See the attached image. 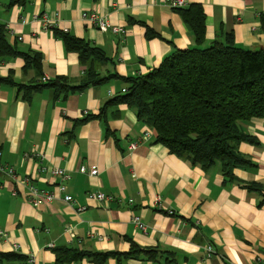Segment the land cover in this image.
I'll return each mask as SVG.
<instances>
[{"label":"crops","instance_id":"obj_1","mask_svg":"<svg viewBox=\"0 0 264 264\" xmlns=\"http://www.w3.org/2000/svg\"><path fill=\"white\" fill-rule=\"evenodd\" d=\"M185 2L186 8L203 6L204 46L232 34L238 47L264 49V0ZM11 3L0 0V28L18 52L41 55L42 73L26 68L22 56L0 57L1 78L29 86L64 77L71 86H80L91 71L103 80L57 98L44 87L29 100L24 90L0 83V163L47 191H54L61 179L38 169L65 170L71 177L67 193L74 198L67 203L57 193L52 203L34 207L27 201L28 189L0 172V228L8 234L6 240L0 239V254L25 257L0 264H56L53 250L61 246L127 253L136 244L162 252L158 262L111 258L106 264H251L264 256V206L259 207L258 192L242 187L251 183L264 187V118L241 124L256 143L242 142L239 152L254 166L235 169L238 181L227 182L219 165L205 171L157 144L154 130L128 106H110L97 117L109 101L123 94L128 87L125 79L151 72L176 50L195 47L181 16L159 0ZM85 14L105 18L127 33L101 32ZM44 16L56 30L102 50L108 61L82 65L79 54L67 51L54 30L45 27ZM149 31L157 35L149 38ZM82 165L96 166L99 174H80ZM97 192L134 203L102 205L88 198ZM157 197L160 208L154 204ZM170 210L174 215L168 214ZM135 217L146 231L137 228ZM207 246L214 250L211 258L206 257Z\"/></svg>","mask_w":264,"mask_h":264},{"label":"trees","instance_id":"obj_2","mask_svg":"<svg viewBox=\"0 0 264 264\" xmlns=\"http://www.w3.org/2000/svg\"><path fill=\"white\" fill-rule=\"evenodd\" d=\"M25 1L12 0L11 4ZM175 12L191 30L195 47L176 50L151 72L125 79L128 86L126 92L109 101L97 117L104 116L110 106L126 105L135 111L139 121L154 130L155 142L166 147L171 154L205 171L219 165L224 180L236 182L235 169L254 166L239 152V145L242 142L256 143L244 132L241 124L264 118V49L251 51L238 47L232 34H227L224 41L215 40L206 47L203 6L191 4L188 8L175 9ZM262 28L264 30V19ZM52 30L56 37L62 39L67 51L79 54L82 65L95 60L108 61L99 48L56 28ZM5 33V29L0 28V57L22 56L26 68L34 67L41 74V55L18 52L8 42ZM155 35L151 31L148 33L149 38ZM95 76L96 73L89 71L80 86H71L64 77L47 84L29 86L0 77V83L24 90L28 100L44 87H50L57 98L89 85H99L103 79H96ZM242 187L258 192L261 197L259 207L264 206V187L261 184L251 183ZM53 252L56 264L84 260L92 264H106L111 258L123 262L141 257L158 262L162 253L136 244H132L127 253L90 252L67 246L57 247ZM0 260L20 261L25 257L17 253H1Z\"/></svg>","mask_w":264,"mask_h":264},{"label":"built area","instance_id":"obj_3","mask_svg":"<svg viewBox=\"0 0 264 264\" xmlns=\"http://www.w3.org/2000/svg\"><path fill=\"white\" fill-rule=\"evenodd\" d=\"M159 1L170 6L173 10L186 7L185 0H159ZM83 17H85L86 19H89L95 25V27H97V29L100 30L101 32L111 31L116 34L120 33L122 35H126L127 33L125 29L112 26L111 23L105 18L95 16V15H88V14H85ZM43 23L45 27L49 30L52 28H55L51 25V22L47 20L46 16L43 17ZM42 81L46 82V78L44 77ZM125 92H126V89H123L122 93L124 94ZM85 114L88 115L87 112H85ZM151 134H152L151 132L145 133V135L148 137L151 136ZM136 147H137V143H133L131 145L132 150H134ZM0 157H1V152H0ZM78 171L80 174H83V175L97 176L99 174V170L96 166L88 167L86 165H82L79 167ZM0 172L6 173L9 177H11V179L17 186H23L28 189L27 201L34 207H39L43 203H52L54 200L57 199V193L63 194L64 201L67 203H72L74 201V198L67 193L68 187L66 183L70 180L71 177L65 170H62L59 168H46V167H40L38 169V173L40 174H44L48 172L52 174L53 176L59 177L61 179V181L57 184L54 191H47V190L36 187L35 185L31 183L30 178L19 177L13 168H10L9 166L5 164L0 163ZM88 198L102 205H110L113 202H118L119 204H127V205H133L134 203V200L132 199L127 200V201H125L124 199H116L114 196L107 195L102 192L89 194ZM154 204L155 206H158V208H160L161 206L160 197L155 198ZM84 209L85 208H79V211H82ZM168 214L174 215V212L170 210L168 211ZM133 221L135 225L137 226V228L143 231H146V226L140 222L139 217H135ZM70 231H71V228H68L66 230V232H70ZM7 238H8L7 232L0 228V239L6 240ZM213 254H214L213 248L211 246H207L206 247V257L211 258ZM251 264H264V256L257 257V259Z\"/></svg>","mask_w":264,"mask_h":264}]
</instances>
